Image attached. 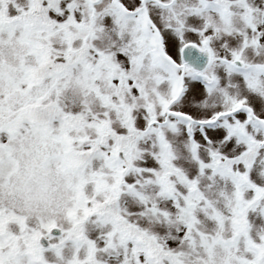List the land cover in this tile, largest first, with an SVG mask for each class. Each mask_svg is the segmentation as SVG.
<instances>
[{
  "label": "snow or ice",
  "instance_id": "6c2138e0",
  "mask_svg": "<svg viewBox=\"0 0 264 264\" xmlns=\"http://www.w3.org/2000/svg\"><path fill=\"white\" fill-rule=\"evenodd\" d=\"M0 264H264V0H0Z\"/></svg>",
  "mask_w": 264,
  "mask_h": 264
}]
</instances>
